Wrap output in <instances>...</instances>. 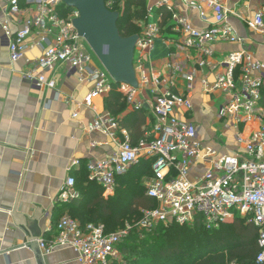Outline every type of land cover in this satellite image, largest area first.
<instances>
[{
	"label": "built area",
	"instance_id": "2783aa9c",
	"mask_svg": "<svg viewBox=\"0 0 264 264\" xmlns=\"http://www.w3.org/2000/svg\"><path fill=\"white\" fill-rule=\"evenodd\" d=\"M0 1L8 4L0 27L8 40L11 60L21 61L29 49H43L36 61H27L31 67L26 78L34 86L55 89L56 81L44 72L55 71L58 66L74 71L80 81L93 83L83 101L86 108L97 113L88 131L110 137L118 151L105 159L87 162L90 181L110 192L117 179L128 174L134 165L153 160V176L145 185L147 196L156 201L157 207L142 211L137 225L140 230L150 232L173 224H201L212 230L240 215L258 230L257 263L264 264V60L242 50L212 62L215 44H245L230 24L232 11L217 0H178L186 9L197 11L203 21L208 22L209 14L214 16L215 21L206 29H198L172 0H146L147 15L136 46L134 67L140 75L139 86H149L154 95L152 111L156 124L152 138L134 144L113 116L97 110L96 101L108 97L115 87L105 69L92 67V51L73 25L78 12L74 10V14L64 18L62 0ZM111 3L112 0L107 2L109 9ZM166 14H170L171 25L179 35L174 44L179 53L186 54L185 61L169 62L167 74L150 78L146 62L164 37L162 23ZM13 22L21 23L16 31L11 28ZM247 25L264 35V4ZM196 66L214 74L212 83L206 78L201 83L207 94L219 93L217 118L225 128L234 129V139L240 147L236 152L221 153L205 145L194 120L182 118L192 116L195 109L192 99L198 82ZM38 71L42 74H36ZM179 82L183 83V92ZM116 90L133 109L143 108V103L135 98L137 90L127 85H119ZM253 123H257V128L246 135L247 127ZM80 165L78 160L73 163ZM79 198L76 181L69 177L58 200L70 203ZM58 231L56 239L38 241L45 254L70 248L80 264H112L120 256L119 247L131 228L107 233L104 226L90 224L82 229L74 219L66 217L59 222Z\"/></svg>",
	"mask_w": 264,
	"mask_h": 264
},
{
	"label": "crops",
	"instance_id": "0c3cea01",
	"mask_svg": "<svg viewBox=\"0 0 264 264\" xmlns=\"http://www.w3.org/2000/svg\"><path fill=\"white\" fill-rule=\"evenodd\" d=\"M172 1L179 5L183 16L198 29H206L215 21L212 14H209L208 22L203 21L197 11L186 9L178 0ZM217 1L233 12L230 24L237 35L245 39V44H215L216 54L212 62L217 63L222 57L242 50L250 52L258 60H264V35L247 25L264 4V0ZM7 6V2L0 1L1 21H5L3 14ZM165 19L166 16L162 30L163 35L166 33L168 37L157 42L156 49L148 55L146 62L150 78L167 74L169 62L185 61L186 54L179 53L174 44L179 40V35L173 27L168 30L171 22L170 19ZM165 21L167 24H164ZM20 27L21 23L11 24L13 31ZM42 54L43 49L35 47L29 49L21 61L13 62L8 40L0 27V264H38L35 253L28 246V234L14 223L11 216L18 196V212L29 219L34 217L37 210H42L40 222L29 223L32 235L38 241L54 240L59 236L58 224L62 219L70 217L76 221L74 217L82 215L85 206L86 209L92 208L90 204L84 203V207L78 210L69 203L60 202L58 197L65 181L73 177L77 180L79 189L84 192L88 183L80 185V179L83 178L87 162L105 159L118 151V146L110 137L88 131L97 113L86 108L83 101L93 89V83L80 81L78 75L65 66H58L52 72H44L46 77L56 81L55 89H39L26 78V72L31 67L27 61H36ZM171 55L175 57L171 59ZM92 67L99 68L95 60ZM196 70L198 82L192 99L195 109L192 116L182 115V118L194 120L205 145L212 146L221 153L238 151L240 147L234 139V129L225 128L217 118V95L207 94L201 83L204 78L212 83L214 74H210L209 69H199L197 66ZM36 74L42 72L38 71ZM139 87L135 98L143 103L142 109L147 114L144 126V130L148 129L146 138H152L156 124L152 111L154 95L149 86L140 84ZM179 89L183 92L181 82ZM106 98L97 100L95 104L99 113L111 115L105 109ZM128 110L132 112L133 107ZM76 114L77 118L74 117ZM256 128L257 123L249 125L246 135ZM121 129L128 132L132 141L129 130L123 127ZM119 137L122 138L121 133ZM220 137L228 142L227 148L215 143L214 140ZM77 160L81 162L79 167L73 166ZM116 187L110 192L102 187L103 199L113 198ZM86 194L88 193H84ZM42 254L44 264H80L76 252L70 248ZM122 259L120 252V256L112 264L122 262Z\"/></svg>",
	"mask_w": 264,
	"mask_h": 264
},
{
	"label": "trees",
	"instance_id": "16d2710c",
	"mask_svg": "<svg viewBox=\"0 0 264 264\" xmlns=\"http://www.w3.org/2000/svg\"><path fill=\"white\" fill-rule=\"evenodd\" d=\"M73 10L64 4L62 16L66 18ZM112 11L120 15L117 25L122 37L141 35V29L135 22H145L146 0H131L122 11ZM170 18V14H166L165 20ZM172 27L168 25V30ZM118 86L114 83V90L104 100L105 109L121 127L129 130L132 143L137 144L146 139L148 129L144 130V126L147 114L143 109L129 112V102L116 90ZM261 104L264 106V90ZM153 163V160H141L128 174L119 177L115 196L109 200L102 197L104 189L89 180V172L84 166L80 185L88 183L87 188L83 192L75 179L80 198L69 203L78 210L84 207V203L92 206L87 209L85 206V212L74 217L80 227L85 229L90 224L104 223L107 224L106 232L114 233L109 226L119 222L122 216H137L139 219L143 210L157 207L156 201L147 196L145 185L146 180L153 176ZM257 240L258 230L240 215L212 230L201 224L158 226L150 232L135 226L119 247L122 262L113 264H258L260 249Z\"/></svg>",
	"mask_w": 264,
	"mask_h": 264
},
{
	"label": "water",
	"instance_id": "95a60500",
	"mask_svg": "<svg viewBox=\"0 0 264 264\" xmlns=\"http://www.w3.org/2000/svg\"><path fill=\"white\" fill-rule=\"evenodd\" d=\"M62 1L67 7L78 12L79 17L73 21L74 28L87 42L113 82L137 90L139 82L134 60L139 36L133 35L127 38L121 36L117 25L120 15L107 7L109 0ZM19 198L20 196L17 198L11 216L14 223L28 234V246L35 253L38 264H44L38 239L32 235L29 227L30 222H40L42 210H37L34 217L29 219L18 212Z\"/></svg>",
	"mask_w": 264,
	"mask_h": 264
},
{
	"label": "rangeland",
	"instance_id": "374dc122",
	"mask_svg": "<svg viewBox=\"0 0 264 264\" xmlns=\"http://www.w3.org/2000/svg\"><path fill=\"white\" fill-rule=\"evenodd\" d=\"M128 1H131V0H112V3H111V7H110V10H117V11H122L124 9V6L125 4L128 2ZM135 9V8H134ZM136 10V9H135ZM71 14H74V10L69 12L68 15H71ZM67 15V16H68ZM135 24L141 29V33L143 32V24L144 22H135ZM169 33L171 31H168ZM164 37H168L167 34L165 33L164 34ZM91 49V48H90ZM92 51V49H91ZM92 54L94 56V60L96 62V64L98 65L99 68L101 69H104L102 63L100 62V60L97 58V56L94 54V52L92 51ZM137 79L138 81L140 82V75L139 73L137 74ZM140 88V87H139ZM216 95L218 96L219 93H216ZM135 100V99H134ZM153 104V103H152ZM132 106L129 105V109H131ZM215 143L220 147H223V148H227L228 146V142L227 141H223V139H221V137L219 139H215L214 140ZM128 202V201H127ZM127 215V214H126ZM137 216H122L121 219L119 220V222H115V223H111L110 224V228L114 231V232H118L120 230H123V229H126V228H132V227H135L138 225L139 221L141 220V218H136ZM97 225H102L104 226L105 228H107V224H104V223H99Z\"/></svg>",
	"mask_w": 264,
	"mask_h": 264
}]
</instances>
